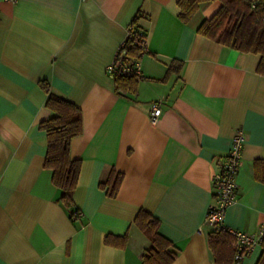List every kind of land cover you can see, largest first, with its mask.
I'll return each mask as SVG.
<instances>
[{"label": "crops", "instance_id": "0c3cea01", "mask_svg": "<svg viewBox=\"0 0 264 264\" xmlns=\"http://www.w3.org/2000/svg\"><path fill=\"white\" fill-rule=\"evenodd\" d=\"M178 0H17L0 3V264H143L150 245L134 224L144 210L177 251L172 264H216L205 222L234 134L245 141L236 200L224 226L255 233L264 221V74L260 55L197 32L221 5L202 3L188 22ZM136 22L147 35L135 92L107 74ZM48 88L82 111L70 143L80 161L73 219L44 167L40 122ZM159 102L155 124L149 114ZM123 173L115 196L100 182ZM125 243L108 244L107 236ZM255 246L236 264H256Z\"/></svg>", "mask_w": 264, "mask_h": 264}, {"label": "trees", "instance_id": "16d2710c", "mask_svg": "<svg viewBox=\"0 0 264 264\" xmlns=\"http://www.w3.org/2000/svg\"><path fill=\"white\" fill-rule=\"evenodd\" d=\"M215 0H178L179 18L188 23L198 12L202 3ZM221 5L197 27L202 36L217 43L229 46L241 52H253L260 55L257 71L264 74V0H219ZM133 24L139 27L136 22ZM129 56L139 58L142 54L139 46L127 39L125 44ZM115 90L123 93L135 92L137 79L118 76L114 79ZM47 90L45 106L52 115L40 122V128L46 133L47 150L44 167L52 170V183L60 189L59 201L69 209L70 215L76 213L73 194L77 187L80 173V161L70 156L71 140L82 132V111L73 102L62 98L44 85ZM255 177L264 182V160L254 162ZM123 180V173L115 169L109 171L100 187L108 195L115 196ZM134 224L147 236L150 245L142 254L143 264H172L177 251L172 243L158 231L159 221L144 210L138 212ZM127 236H107L108 244L120 241L125 243ZM234 238L226 229L213 228L208 233L209 248L216 264H236L237 249L233 246ZM264 247V244H262ZM256 264H264L262 250Z\"/></svg>", "mask_w": 264, "mask_h": 264}, {"label": "built area", "instance_id": "2783aa9c", "mask_svg": "<svg viewBox=\"0 0 264 264\" xmlns=\"http://www.w3.org/2000/svg\"><path fill=\"white\" fill-rule=\"evenodd\" d=\"M3 1L16 2L17 0H0V3ZM127 39L139 46L142 53L147 50V35L145 31L140 26L136 27L135 24L129 25L124 42L119 47L112 64L107 67V74L112 79L118 76H129L136 79L141 77L138 58L131 57L126 52L125 44ZM161 113L159 102L153 103L149 114L150 122L155 124ZM244 141L245 134L240 129L232 137L231 146L222 170L215 173L212 177L213 198L205 216V222L208 225L217 229H226L232 235L234 238L233 246L237 249L236 259H241L249 254L255 246L264 244V221L260 223L258 230L253 234L228 229L224 226L226 209L236 200L237 174L241 164ZM80 217V211H76L72 215L73 219Z\"/></svg>", "mask_w": 264, "mask_h": 264}]
</instances>
